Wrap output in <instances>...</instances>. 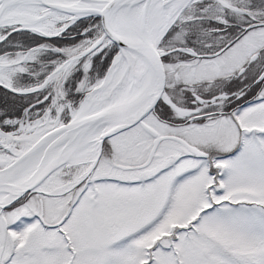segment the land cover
<instances>
[{
  "label": "snow or ice",
  "instance_id": "snow-or-ice-1",
  "mask_svg": "<svg viewBox=\"0 0 264 264\" xmlns=\"http://www.w3.org/2000/svg\"><path fill=\"white\" fill-rule=\"evenodd\" d=\"M0 264H264V0H0Z\"/></svg>",
  "mask_w": 264,
  "mask_h": 264
}]
</instances>
